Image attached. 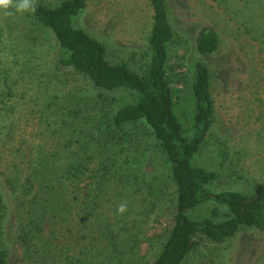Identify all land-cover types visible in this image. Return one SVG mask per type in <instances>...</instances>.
Masks as SVG:
<instances>
[{
	"label": "trees",
	"instance_id": "trees-1",
	"mask_svg": "<svg viewBox=\"0 0 264 264\" xmlns=\"http://www.w3.org/2000/svg\"><path fill=\"white\" fill-rule=\"evenodd\" d=\"M147 1L151 21L145 49L135 61L136 69L126 59L108 57L101 40L72 22L85 0H57L54 4L38 1L36 12H30L36 28L47 29L54 36L57 63L101 91L118 90L132 93L134 98L118 103L114 96L106 99L99 93L107 107L96 101L87 117L80 108L68 110L59 123L71 135L62 142L63 151L52 154L60 159L51 155L53 159L48 160L36 154L21 186L5 179L9 191L15 194L13 199L19 198L17 205L25 211L17 234L25 264H44L41 261L45 260L96 264L72 252L70 233L76 223L67 220L74 207L80 218L91 217L99 205L97 197L110 184L131 194L145 192L146 214L163 199L168 184L174 186L170 225L160 233L151 264H185L202 244L222 243L244 227L264 230V180L250 184L240 174L218 171L209 162L193 163L194 156L207 144L214 120L208 67L200 58L184 64L188 43L172 28L166 0ZM218 46L216 28L201 24L194 34L195 51L207 54ZM143 128L155 140L165 173L142 169L135 144ZM81 135L84 138L72 149L70 144ZM219 182L225 186L211 187ZM5 206L0 190V264H10L1 237ZM99 221L105 223L107 219ZM100 233L114 242L113 228L106 225ZM132 256L142 257L118 252L108 254L106 260L114 259L109 264H134L138 259Z\"/></svg>",
	"mask_w": 264,
	"mask_h": 264
},
{
	"label": "rangeland",
	"instance_id": "rangeland-1",
	"mask_svg": "<svg viewBox=\"0 0 264 264\" xmlns=\"http://www.w3.org/2000/svg\"><path fill=\"white\" fill-rule=\"evenodd\" d=\"M38 1L54 4L57 0ZM166 2L172 28L188 43L184 64L200 58L207 64L210 76L214 120L207 144L194 156L193 163L209 162L218 171L240 174L250 184L264 180V0ZM12 13L4 17L0 12V190L6 203L1 237L8 249L9 263L25 264L23 246L17 239L25 211L17 205L19 198L13 199L15 194L9 191L5 179L22 184L36 154L48 160L59 158L52 154L63 151L62 142L70 134L59 123L68 110L80 108L87 117L96 101L104 108L108 106L99 93L106 99L114 96L118 103L132 100L134 95L101 91L57 63L52 33L36 28L30 12ZM150 21L147 0H85L72 22L101 40L108 57L126 59L136 69L135 61L145 49ZM203 23L213 25L219 36L218 49L207 54L194 48V34ZM143 131L135 144L142 157V169L165 173L155 140L146 128ZM83 138L78 137L70 147L74 149ZM105 186L91 217L82 219L75 207L72 209L67 220L76 223L70 233L72 252L96 264H104L108 254L138 253L143 258L132 256L138 259L134 264H151L159 248L160 233L170 225L174 186L168 184L163 199L156 202L150 214H146L145 192L131 194L112 184ZM223 186L222 182L211 185L213 189ZM125 200L127 211L118 214V206ZM103 217L107 222L100 223ZM80 225L85 227L78 230ZM106 225L115 230L114 242L100 233ZM198 248L185 264H264V230L244 227L222 243H205ZM111 260L114 259L105 264Z\"/></svg>",
	"mask_w": 264,
	"mask_h": 264
},
{
	"label": "clouds",
	"instance_id": "clouds-1",
	"mask_svg": "<svg viewBox=\"0 0 264 264\" xmlns=\"http://www.w3.org/2000/svg\"><path fill=\"white\" fill-rule=\"evenodd\" d=\"M38 0H0V12L4 17L12 15V10L17 13L31 12L37 10ZM128 202L122 201L117 209L118 214H123L127 211Z\"/></svg>",
	"mask_w": 264,
	"mask_h": 264
}]
</instances>
